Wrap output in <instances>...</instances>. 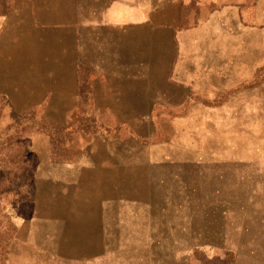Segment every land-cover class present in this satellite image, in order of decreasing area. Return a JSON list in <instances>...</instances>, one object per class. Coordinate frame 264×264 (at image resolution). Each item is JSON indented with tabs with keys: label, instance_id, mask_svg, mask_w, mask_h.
<instances>
[{
	"label": "rangeland",
	"instance_id": "1",
	"mask_svg": "<svg viewBox=\"0 0 264 264\" xmlns=\"http://www.w3.org/2000/svg\"><path fill=\"white\" fill-rule=\"evenodd\" d=\"M48 39L0 56V264H264V64L149 119Z\"/></svg>",
	"mask_w": 264,
	"mask_h": 264
},
{
	"label": "crops",
	"instance_id": "2",
	"mask_svg": "<svg viewBox=\"0 0 264 264\" xmlns=\"http://www.w3.org/2000/svg\"><path fill=\"white\" fill-rule=\"evenodd\" d=\"M47 35L66 72L72 63L99 88L129 86L114 94L152 104L151 119L171 110L162 104L224 96L239 65L264 64V0H0V56Z\"/></svg>",
	"mask_w": 264,
	"mask_h": 264
}]
</instances>
